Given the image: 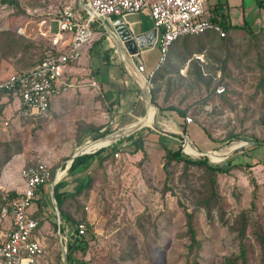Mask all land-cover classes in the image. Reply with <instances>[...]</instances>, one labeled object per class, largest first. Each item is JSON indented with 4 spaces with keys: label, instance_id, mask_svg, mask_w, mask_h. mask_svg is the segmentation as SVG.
<instances>
[{
    "label": "rangeland",
    "instance_id": "obj_1",
    "mask_svg": "<svg viewBox=\"0 0 264 264\" xmlns=\"http://www.w3.org/2000/svg\"><path fill=\"white\" fill-rule=\"evenodd\" d=\"M78 3L0 0V80L36 66L54 47L47 34L50 25L54 31L53 18ZM219 4L225 5L223 12L229 13L232 24L242 26L245 22V28L231 31L223 39L213 35L210 45L191 39V46L175 53L164 70L163 97L181 92L178 105L188 110L191 124L188 131H184L187 126L177 131L188 137L198 134L200 139L193 138L191 143L200 152H209V158L198 156L199 151L192 148V160L207 158L210 164L222 166L228 161L260 165L217 174L214 189L205 167L173 162L167 164V171L163 168L161 145L171 150L182 148L183 137L179 142L164 137L161 144L144 143L147 141L139 137L130 150L121 149L119 156L106 163L95 160L85 171L88 187L67 208L73 220L85 226L82 239L86 245L74 253V264H185L191 241L184 209L192 215L200 246L193 253H198L201 264H232L241 246L246 250L247 264H264V146L251 147L250 151L244 148L225 160L222 155L244 142L264 141V9L256 0H207L205 8ZM120 19L144 30L151 26L144 13ZM94 30V39L82 48L80 58L82 62L88 60L90 70H79L73 81L85 85L55 96L50 118L41 121L18 119V101L14 103L13 97L8 103L11 127L0 131V170L11 157L3 170L15 173L18 181L21 171L29 166H44L49 173L44 203L56 230L48 224L39 230L37 238L45 258L42 256L38 264L63 262L51 190L54 179L58 174L60 179L64 176L75 151L84 152L82 144L128 131L121 127L111 130L115 116L111 118L99 89L88 86L96 73L91 63L96 64L110 52L105 29L98 20ZM146 65L155 69L159 56ZM75 66L84 68L82 64ZM74 70V66L65 68L67 73ZM96 79L99 82L100 78ZM218 88L223 89L220 95ZM145 130L154 132L146 127L133 135ZM69 177L74 178L73 174ZM10 193L0 186V243L10 230V212L2 199L3 194ZM205 201H210L209 212L202 206ZM60 221L61 227L70 229ZM73 240L71 236L68 241Z\"/></svg>",
    "mask_w": 264,
    "mask_h": 264
},
{
    "label": "built area",
    "instance_id": "obj_2",
    "mask_svg": "<svg viewBox=\"0 0 264 264\" xmlns=\"http://www.w3.org/2000/svg\"><path fill=\"white\" fill-rule=\"evenodd\" d=\"M206 1L82 0L90 10L83 16H79L70 7L65 8L53 18L54 31L51 32V25L47 31L60 55L48 58L30 70L14 73L0 80V131L6 132L12 124L10 104L8 105L10 95L15 98L14 103L18 101V119L50 118L52 98L77 87L76 83L65 78V68L76 63L80 59L82 48L93 41V24L96 20L100 22V17L110 22L125 15L147 14L152 30L156 32L159 65L147 71L143 64L134 63V68L150 91V78L165 61L169 47L175 40L207 30L218 32L220 36L224 35L220 27L208 20ZM89 85L99 89L95 81L89 82ZM222 91V88H218L216 93L220 94ZM2 104L5 106L1 107ZM184 121L187 125L191 124L190 117H186ZM21 178L24 183L22 192L14 198L9 194L2 196L10 212L11 224L8 234L0 243V264H38V260L43 256L40 241L34 239L39 221L30 216L29 210L38 198L39 189L49 182V173L44 166H32L21 171ZM72 231L70 230L69 236L64 232L61 237L66 246L71 236L79 239L85 236L84 225H79L76 231Z\"/></svg>",
    "mask_w": 264,
    "mask_h": 264
},
{
    "label": "trees",
    "instance_id": "obj_3",
    "mask_svg": "<svg viewBox=\"0 0 264 264\" xmlns=\"http://www.w3.org/2000/svg\"><path fill=\"white\" fill-rule=\"evenodd\" d=\"M256 3L258 4L259 7L264 9V1L263 0H256ZM224 6H225L224 4L213 5L207 9L208 20L212 24L220 27L222 33L224 34L223 36H220V33L215 32L213 30H207V31L201 32L197 35H188V36L178 38L177 40H175L170 45L169 51L167 53L166 59L163 62V64L161 66H159L154 71L152 77L150 78L151 88H150L149 92L152 95V99H151L152 103L154 105H156L157 107H159L161 112L168 113V114L174 113L183 121H184L185 117H187V113H188L187 109H185L183 106L178 105V103H180V101L182 99V98H180V94H179L181 92L178 91L177 94H172L168 98H166V96L163 97L164 70L166 69V67L168 66L170 61L174 58V54L178 53V51L186 50L187 47L191 46V44H192L191 39L202 40L203 45H205V44L210 45L212 43V41H214V36H217L220 39H223L229 32L238 31V30H242L245 28V25H246L245 22H244V25H242V26L234 25L231 23V21L229 19V13L223 12ZM71 9L74 12L79 11L83 15L85 14V12L82 11L77 4ZM95 25H96V23L93 24L94 27H95ZM197 51H200V50L198 49ZM59 55L60 54H59L57 48L51 47V50H47V52L44 54V56L38 62V64L41 63L42 61L48 59V58L57 57ZM12 98H13V96L10 95L9 102H11ZM4 106H5L4 104L1 105V107H4ZM153 110H154V108L151 107L149 116L151 115ZM38 121H41V120H38ZM184 131L186 132V128L184 129ZM98 140L88 141V143L82 144L80 146V149H86L88 146L94 144ZM180 140H181V138H180ZM159 143L161 144L160 141H159ZM101 147H102V145H98L94 149L89 150L87 153L94 152ZM122 148L123 147L121 146L120 142H118L112 146L102 148L99 151L95 152L94 154H85V155L76 157L72 161L68 171H69V173L72 174L76 170H78L80 167L87 165L91 160H94V159H97L98 162H100V163H106L108 161V159L109 160L113 159L115 157V155L119 156V151H121ZM161 148L164 150V153H165V157H164L165 162H164L163 168L166 171H167V164L173 163V162L183 163L186 166L189 165V166L205 167L210 172L209 176H212L211 177V184L213 185L214 189H215V185H216L215 176L217 174H219V173L220 174H227L230 171L237 169V168L251 169L257 165H260L259 162H256L253 164H250L248 162H246L244 164H240V163H234L232 161H228V162H226V164L224 166H222V165L210 164L208 162L207 158H203V159H199V160H192L191 155L193 154V150L189 144H185V146H184V151L187 154H185L183 152L181 147H179L175 150H171V149H168L165 146L161 145ZM251 149L252 148H249L248 151H250ZM101 154L103 155V157H100ZM10 159H11V157L5 161V164L1 168L0 178H1V174L3 172L4 166L10 161ZM29 167H32V166H29ZM168 179H169V177H168V172H167L166 180H168ZM65 185H66L65 182H59L58 184H56V186L54 188V198L56 201L57 208L60 211L62 221L64 223L69 224L71 230L76 231L80 224H79V222H76L75 220H73V216L68 214L67 208H68V205L71 202V200L75 197H79L81 195V192L88 187L89 180H86V182L78 190H76V192L65 190L64 189ZM44 187L45 186H43L39 189V191H38L39 197L33 202L32 206L29 210L30 216L39 221V226L35 230V233H34V239L37 241H40L37 238V234H38L39 230L41 229V227L43 226V224H48V226L51 225L56 230V223L50 222V220L48 219L49 218V215L47 214L48 212L45 209V207H43L42 195H43L44 190H45ZM9 195L11 198H14L18 194L15 192H11ZM202 206L208 212L210 211V207H211L210 201L203 202ZM184 215L186 218V223H187L190 241H191V244L189 246V253L187 255V259H186L185 264H201L198 253H193V251H195V249L199 248L200 246H199V243L196 241L195 231L193 229L192 215L190 213H188L186 209H184ZM86 229H88V226ZM61 232H62V234H64V232H65L64 227H61ZM85 245H86V243H84L83 239H81V238L80 239L74 238V240L72 242L68 241V244H67L68 264H74V262H76L74 253H76L77 251H79L81 249H84ZM44 258H45V251L43 253V259ZM236 263L247 264L246 250H245L244 246H241L239 255L237 256L236 260L234 262H232V264H236ZM60 264H63V262H60Z\"/></svg>",
    "mask_w": 264,
    "mask_h": 264
},
{
    "label": "crops",
    "instance_id": "obj_4",
    "mask_svg": "<svg viewBox=\"0 0 264 264\" xmlns=\"http://www.w3.org/2000/svg\"><path fill=\"white\" fill-rule=\"evenodd\" d=\"M78 6L86 14V11L84 10V8H82L79 5V3H78ZM76 13L80 16H83V14L79 11H77ZM144 18L146 20H149L147 14H145V13H144ZM118 19H120V18H118ZM118 19L114 18L110 22L103 20V19H100V21L103 23L102 26L104 25L105 27H107L109 29L112 21L114 22ZM149 22H150V20H149ZM128 26H129V28H131L130 24H128ZM150 31H152L151 26L148 30H144L143 26H141L139 32L136 34H139V33L147 34V32H150ZM155 40H156V32H155V38H154L152 46L151 47L147 46L144 49H140L137 56L130 58L120 47H118L116 44H114V41L112 40V38L110 36L109 37L106 36L105 41H106V44L108 46V50H110V52L108 51L109 53L107 54V56L104 57L103 59H101L96 64L91 63V66L95 65V68H92V70L94 69V72H96L94 74L93 80L97 83V85H99V92L101 94V97L103 98L104 103L106 104L107 109L111 112V114L113 116H115V120H114V123L112 126L113 128L111 127V130L116 129V128L120 129L119 127H121V128L127 129L128 131H126V132L120 131L119 133L108 136L103 140L99 139L97 142L90 145L89 148L84 150V152L82 154L85 155V153H87L89 150L94 149L98 145H102V147L106 146V145L112 146V145L116 144L117 142H120L121 146L123 147L122 149L127 151V150H130V148L132 146H135V142L139 139V137H140V139H142V141H144V140L147 141L144 143H148V141L149 142H151V141H153V142L162 141L163 137H168L172 141H178L179 142L180 137L162 136V135H158L155 132H150V130H145L144 132H146V131L147 132L144 134V136L142 134L144 132H141L139 134L137 133V134L133 135V133H135V131L137 132L138 130H140V129H138L139 126H141L143 128L152 126L156 111L154 109L152 111L151 115L149 116L150 110L148 113V111H147L148 103L145 100V99H147L145 97L146 96V92H145L146 87L144 88V86H143L144 80L140 77V75L136 72L135 68L131 65L130 59L134 62V60L137 58L138 62H136V64H139V63L143 64L147 71L152 70V68L149 69L147 67L148 65H146V63L148 62V64L151 65L155 61V59L159 56L158 47H157ZM87 54H88V49H87V52L85 54L86 57H88ZM80 58H81V55H80ZM79 60L74 64H69L70 67L74 66L75 70L73 72H68V73L65 72V78L67 80L75 81V79H77L76 73L79 70L87 71L86 69H89L87 58H86L87 62L86 61L82 62L81 60L80 61ZM77 64H82L84 66V68H82V69L77 68V66H75ZM100 66H102V69H100ZM97 77L100 78L99 82L96 79ZM84 85H85L84 83L82 84V86H81V84H79L78 87H80V86L83 87ZM88 86H90L89 83H88ZM52 99L53 100H51V103H50V113H52L53 105L55 104V100H56V99H54V97ZM146 103H147V105H146ZM146 113L148 114L147 116H146ZM160 115L161 116L159 117L158 125L161 128H164V129L171 131V132H176L177 130H179L181 128V126H187L186 130L188 131L187 128L189 125H187L185 123V121L180 119L176 114L173 113V114H164L163 115V112H160ZM144 116H146V118L147 117L148 118L145 119ZM135 121H137V122L135 123ZM111 132H113V131H111ZM130 134H132V136L129 137V140H126L125 137L128 138V136ZM191 134H193V133H191ZM187 136H188V134H187ZM197 136H198V134L195 136L192 135V137H189V138L192 141H193V138L200 139ZM117 137H120V139L117 140L115 143H113V141ZM77 148H76V150H77ZM97 151H99V150H96L95 152H97ZM213 152L214 151H212L211 153H213ZM94 153H91V154H94ZM222 153H223L222 155L225 157V155L227 154V151H223ZM100 157H103V155L101 154ZM95 160H97V159L91 160L87 165L80 167L78 170H76L74 173H72L74 178L69 177L72 174L70 173L68 175L69 167L67 165L68 168L66 167L67 170H66V173H64V176L61 179L57 176L55 178V182H57V184H58L59 182L64 181L66 183V185H65L66 189L72 188V189L78 190L87 180V174L85 171L90 167V165ZM20 166H21V162L17 166V174L18 175H19ZM57 173H58V171L56 172V174ZM0 186L2 187V189H5V191L15 192L17 194L22 192V190L24 189V183H23L22 179L20 181H18L16 179L15 173L9 172V171H7L5 173V169L3 170L2 174H1ZM13 186H15V187H13ZM11 187H13V188H11ZM44 189L45 190H44V193L42 195V201H43V207H45V209H47L45 206L46 204L44 203V197L46 195V185H45ZM50 194H51V192L49 193V195ZM37 197H39V195ZM60 220H61V217H60ZM61 225H63L62 222H61ZM60 226L58 225V234H59V232L62 233ZM64 228L66 230L65 231L66 236H69L70 229H68L66 227H64Z\"/></svg>",
    "mask_w": 264,
    "mask_h": 264
},
{
    "label": "water",
    "instance_id": "obj_5",
    "mask_svg": "<svg viewBox=\"0 0 264 264\" xmlns=\"http://www.w3.org/2000/svg\"><path fill=\"white\" fill-rule=\"evenodd\" d=\"M79 2V5L84 8V10L86 12H90V10L83 4L82 0H78ZM101 22V21H100ZM101 24H103L101 22ZM129 23H125L122 19H118L114 22H112L110 24V27L109 29L107 27H105L104 25V29H105V32H106V35L109 37L112 38V40L114 41V44H116L118 47H120L130 58L132 57H135L138 55L139 53V50L140 49H144L145 47H151L152 44H153V41H154V38H155V31L152 30L150 32H147V34L145 33H139V34H136L139 32L140 30V27H134L132 25L131 28H129L128 26ZM131 61V64L133 65L134 67V62L130 59ZM146 87V85H145ZM146 91V98L145 99L147 101V103L155 109L156 113H155V116H154V120H153V124L151 127H148L150 129H152L155 133H157L158 135H162V136H177V137H183L184 139V145H182V149H183V152L185 154H187L185 151H184V146L185 144H189L193 149L199 151L195 146H193V144L191 143L189 137L187 135H184L182 134L181 132H171V131H168L166 129H163L161 128L159 125H158V122H157V118L159 117L160 115V109L155 106L152 101H151V97L149 95V90L145 89ZM144 97V98H145ZM143 127L139 126L138 129H141ZM120 137H117L113 143H115L117 140H119ZM254 146H264V141H252V142H249V143H246L244 142L243 145L237 147V148H234L232 150H230L229 152H227V154L225 155V159L229 158V156H231L232 154H234L236 151H239V150H242L244 148H251V147H254ZM105 147H108V145L106 146H103L101 148H99L98 150L102 149V148H105ZM200 152V151H199ZM94 153V152H93ZM201 153V156H205L207 158L208 157V154L209 152H200ZM91 154V153H90ZM84 154H80L78 153L77 151L72 155V157L70 158V164L72 163V161L76 158V157H79V156H82ZM70 164L68 165V167H70ZM57 182L53 181V183L51 184V190H52V194L54 196V188L56 186ZM53 205H54V208H55V211H56V215H57V223L58 225L60 224V214L58 213L57 211V205H56V201H55V198L53 197ZM61 233L59 232V238L61 240ZM61 249H62V253H63V263L64 264H68V260H67V246L62 243L61 241Z\"/></svg>",
    "mask_w": 264,
    "mask_h": 264
},
{
    "label": "bare ground",
    "instance_id": "obj_6",
    "mask_svg": "<svg viewBox=\"0 0 264 264\" xmlns=\"http://www.w3.org/2000/svg\"><path fill=\"white\" fill-rule=\"evenodd\" d=\"M100 19L106 20V19L101 18V17H100ZM106 21H108V20H106ZM130 63H131V61H130ZM131 65H132V64H131ZM132 66H133V65H132ZM140 77H141V76H140ZM141 78H142V77H141ZM143 86H144V88H145V83H144V82H143ZM145 89H146V88H145ZM145 91H146V90H145ZM146 102H147V101H146ZM147 107H148V108H147V111L151 109V106H150L149 104H148ZM144 117H145V119L148 118V117L146 118V116H144ZM89 147H90V146H88L87 148H89ZM87 148H86V149H87ZM86 149H83V150L81 149V150L84 151V150H86ZM195 151H196V150H195ZM94 152H95V151H94ZM196 152H197V151H196ZM91 153H93V152H91ZM85 154H86V153H85ZM198 156H201V153H200V152H198ZM224 158H225V157H224ZM223 160H224V159H223ZM213 163H214V162H213ZM67 164H68V165L70 164V160L67 162ZM64 173H65V172H64ZM64 173H63V175H64ZM58 177L60 178V177H61V174H58ZM54 181H55V179H54ZM48 194H49V193H48Z\"/></svg>",
    "mask_w": 264,
    "mask_h": 264
}]
</instances>
